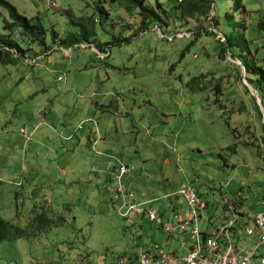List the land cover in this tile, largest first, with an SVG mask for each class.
<instances>
[{"label": "rangeland", "instance_id": "rangeland-1", "mask_svg": "<svg viewBox=\"0 0 264 264\" xmlns=\"http://www.w3.org/2000/svg\"><path fill=\"white\" fill-rule=\"evenodd\" d=\"M8 1L43 34L8 27L0 3V220L29 233L0 243V264H115L153 243L181 252L177 234L127 220L123 204L132 192L173 218L183 203L163 196L183 182L206 218L234 205L252 246L243 224L264 199L253 69L264 68V0H145L150 12L126 0ZM118 162L132 168L122 193Z\"/></svg>", "mask_w": 264, "mask_h": 264}, {"label": "built area", "instance_id": "built-area-1", "mask_svg": "<svg viewBox=\"0 0 264 264\" xmlns=\"http://www.w3.org/2000/svg\"><path fill=\"white\" fill-rule=\"evenodd\" d=\"M27 140L31 135L23 130ZM132 168L118 162L115 174L116 191L122 193V180ZM127 202L123 204L124 218L132 220L145 216L167 232L177 234L181 252L164 250L157 243L143 245L134 259L117 257L115 264H264V256L259 253L264 244V199L258 207L263 208L251 218L252 222L243 224L247 235H256L257 240L248 246L242 239V228L238 223L240 214L234 205L228 206L232 216L214 220L206 218L198 190L191 182H183L179 189L163 196L164 199L176 198L182 207L173 205V218H165L154 208L144 207V203H133V193L126 192ZM124 200V196L122 195ZM204 217V220H203ZM111 258L114 256L111 254ZM256 259V261H253Z\"/></svg>", "mask_w": 264, "mask_h": 264}, {"label": "trees", "instance_id": "trees-1", "mask_svg": "<svg viewBox=\"0 0 264 264\" xmlns=\"http://www.w3.org/2000/svg\"><path fill=\"white\" fill-rule=\"evenodd\" d=\"M126 1L128 2L127 9L129 11H132L135 7H140V9H142V11H146V12H150L149 10H151L146 5H144L145 0H126ZM0 3L2 6H4L5 8H7L10 11L12 18L15 20V23L9 24L8 27L14 28L16 25H19L20 27L24 28L25 31L28 33H31V32L36 33L35 31L37 30V34H39V35H40V33L43 34V31L41 30L40 25L34 24L32 20H30L28 17L22 15L18 11V9L12 3H10L8 0H0ZM233 6L235 9H239V8L243 7L244 6L243 0H234ZM54 37H57L56 33H55ZM15 45H17V44H15ZM0 58H2L1 53H0ZM0 61H4V59H0ZM253 69L256 71V75L258 76L259 82L263 83V85H264V68L263 67H255ZM248 70H251V69H248ZM248 80H249V82H251L253 79L251 77H248ZM199 196H200V194H199ZM225 208H227V206ZM46 217H47L46 215H43V214L39 215L38 214L35 217L34 221L38 222V223L39 222L45 223ZM137 217H144L145 219L148 220V218H146L144 215L143 216H137ZM28 236H29L28 228H20L18 226L12 225L11 223H9L7 221L0 220V243L4 242V241L19 240V239H22V238H25ZM135 255H136V253H135ZM135 255H132L131 257H129V259H134Z\"/></svg>", "mask_w": 264, "mask_h": 264}, {"label": "crops", "instance_id": "crops-1", "mask_svg": "<svg viewBox=\"0 0 264 264\" xmlns=\"http://www.w3.org/2000/svg\"><path fill=\"white\" fill-rule=\"evenodd\" d=\"M239 211H240V212H242V210H241V209H240ZM245 216H246V215H245ZM245 216H243V217H245ZM251 218H252V217H251Z\"/></svg>", "mask_w": 264, "mask_h": 264}, {"label": "water", "instance_id": "water-1", "mask_svg": "<svg viewBox=\"0 0 264 264\" xmlns=\"http://www.w3.org/2000/svg\"><path fill=\"white\" fill-rule=\"evenodd\" d=\"M251 86V84H249V87ZM255 95V94H254Z\"/></svg>", "mask_w": 264, "mask_h": 264}]
</instances>
